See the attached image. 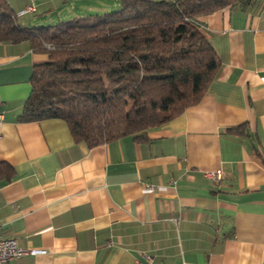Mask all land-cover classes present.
<instances>
[{
    "label": "crops",
    "instance_id": "obj_1",
    "mask_svg": "<svg viewBox=\"0 0 264 264\" xmlns=\"http://www.w3.org/2000/svg\"><path fill=\"white\" fill-rule=\"evenodd\" d=\"M6 1L26 27L120 6ZM196 21L219 69L197 103L142 141L88 146L59 118L18 120L48 55L0 41V161L14 171L0 183V233L45 250L10 264H264V0Z\"/></svg>",
    "mask_w": 264,
    "mask_h": 264
},
{
    "label": "trees",
    "instance_id": "obj_2",
    "mask_svg": "<svg viewBox=\"0 0 264 264\" xmlns=\"http://www.w3.org/2000/svg\"><path fill=\"white\" fill-rule=\"evenodd\" d=\"M247 2L120 0L109 12L26 27L0 0V41H27L48 55L33 66L17 119L59 118L74 141L88 146L124 135L145 140L197 103L219 69L196 18ZM13 173L0 161V183Z\"/></svg>",
    "mask_w": 264,
    "mask_h": 264
},
{
    "label": "built area",
    "instance_id": "obj_3",
    "mask_svg": "<svg viewBox=\"0 0 264 264\" xmlns=\"http://www.w3.org/2000/svg\"><path fill=\"white\" fill-rule=\"evenodd\" d=\"M34 10L32 6H27L24 10L19 12V14H24ZM197 23V22H196ZM199 29L201 25L198 24ZM47 48L51 47L49 44L45 45ZM3 114L0 112V126L2 124ZM222 175L220 170L216 171H206L204 176L213 180L219 179ZM43 249H23L19 247L16 243L15 238L3 236L0 233V264H10L12 261L17 260L23 255H35L39 253H44Z\"/></svg>",
    "mask_w": 264,
    "mask_h": 264
},
{
    "label": "rangeland",
    "instance_id": "obj_4",
    "mask_svg": "<svg viewBox=\"0 0 264 264\" xmlns=\"http://www.w3.org/2000/svg\"><path fill=\"white\" fill-rule=\"evenodd\" d=\"M112 10H114V8L108 9L106 12H109V11H112ZM68 19H69V18H68Z\"/></svg>",
    "mask_w": 264,
    "mask_h": 264
}]
</instances>
